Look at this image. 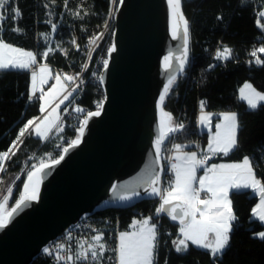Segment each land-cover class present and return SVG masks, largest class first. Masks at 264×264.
<instances>
[{
	"label": "trees",
	"instance_id": "16d2710c",
	"mask_svg": "<svg viewBox=\"0 0 264 264\" xmlns=\"http://www.w3.org/2000/svg\"><path fill=\"white\" fill-rule=\"evenodd\" d=\"M80 0H13L8 6L18 9L20 15L6 19L0 35L15 47L38 53L43 48L44 35L55 33L60 37L63 33L77 36L80 50H70L68 56L54 52L43 60L37 55L40 63L51 65L54 71L70 73L81 72L84 65L82 44L89 38L99 35L110 22V29L99 42L96 52L87 67L85 91L78 100L81 105H91L96 86L89 80L101 52H106L112 43L114 15L116 4L112 0H84L78 9ZM256 6V7H255ZM78 11L79 15L70 13ZM184 13L191 27V61L186 73L174 81L167 94L164 108L172 117L173 125H183V130L175 134L174 142L191 150L192 138L201 140V157H204L208 144V133L196 135V112L201 103L205 111H235L238 114V148L227 155L218 154L209 161L210 164L221 161H241L249 157L254 165L257 178L264 183V104L256 110L248 108L239 97L240 88L247 82L264 93V63H256L257 58L264 61V54L256 57L248 56L244 47L250 45L257 36L262 37L264 46V19L258 13L264 10V0H256L240 7V0H184ZM256 10V12H255ZM56 30H52V25ZM76 26L74 34L69 26ZM19 31H12V29ZM227 46L235 57H229L225 63L211 60V55L219 45ZM215 65L214 69L210 66ZM201 74L198 80L193 76ZM31 72L29 70H0V153L7 151L15 141L19 130L33 117L41 115L38 102L28 105ZM62 111V109H61ZM47 152L53 158L58 156L52 152L50 137L42 141L34 133L26 135L15 155L7 162L0 180V193L12 189L11 204L22 192L27 173L38 157ZM204 171L200 170L199 175ZM231 193L233 210L237 216L231 233L230 245L219 259L211 252L189 245L188 251L179 253L174 243L179 237V223L170 216L156 214L160 201H143L129 209H109L100 214L119 215L121 231H127L135 219L151 217L157 223L156 260L154 264H264V240L259 233L264 232V224L253 218V211L259 196L252 191ZM141 209L143 216L137 215L133 209ZM32 264H50L38 257Z\"/></svg>",
	"mask_w": 264,
	"mask_h": 264
},
{
	"label": "water",
	"instance_id": "95a60500",
	"mask_svg": "<svg viewBox=\"0 0 264 264\" xmlns=\"http://www.w3.org/2000/svg\"><path fill=\"white\" fill-rule=\"evenodd\" d=\"M189 29V64L180 73L173 59L174 73L165 72L164 57L179 54L183 43L171 39L166 0L117 3L108 67L101 76L102 114L90 119L82 143L75 148L70 143L69 152L60 154L65 159L42 174L39 202H31L0 230V264H32L49 243L85 217L133 208L146 200L160 201L145 186L159 175L162 188L163 149L180 131L169 134L157 157L155 141L161 121L165 131L169 125L175 127L159 96L164 95L169 76L179 78L190 65V22ZM113 44L117 50L109 56ZM125 195L132 199L121 200ZM0 207L5 212L4 205Z\"/></svg>",
	"mask_w": 264,
	"mask_h": 264
},
{
	"label": "snow or ice",
	"instance_id": "6c2138e0",
	"mask_svg": "<svg viewBox=\"0 0 264 264\" xmlns=\"http://www.w3.org/2000/svg\"><path fill=\"white\" fill-rule=\"evenodd\" d=\"M13 0H0V32L3 31V23L6 19L20 15L18 9H11L9 16H5L4 12L9 11L8 6ZM113 4H123L124 0H112ZM249 3V0H240V7H245ZM169 17H170V35L171 39L175 41H182L181 51L179 54L169 53L164 57V69L165 72L174 73L173 59L179 64V72L183 73L185 67L189 64V40L190 29L189 21L185 17L184 13V0H166ZM79 15V13H77ZM259 17L264 19V10L259 11ZM107 27V25H105ZM264 28V25H261ZM52 30H56V25H52ZM12 31H19V29H12ZM103 36V33L100 34ZM96 37L94 39H99ZM94 42V41H93ZM116 45L111 46L109 56L111 53L116 52ZM50 48L48 52L43 53L46 58L51 52ZM260 53H264V46L258 49ZM251 55L257 56V51L254 50ZM231 56V49L225 47L223 50H218L216 59H228ZM256 63H264L257 58ZM37 64L36 55L31 51H25L22 48L14 47L12 44L6 42L3 36L0 35V70H30L33 65ZM104 67L107 69L108 61L105 60ZM215 67V65H213ZM49 68L44 65L39 67V71L33 70L31 72V94L33 98L44 100V106H41L40 111H46L48 105V96H51L56 91L54 86L49 93L45 94L43 88H37V79L40 77V83L43 84L44 74L49 73ZM49 79L53 77L48 76ZM56 84L61 88L64 85L61 84V76L56 75ZM65 81L74 82L78 78L65 75L63 77ZM101 81L103 77L100 78ZM177 76L172 74L168 78V86L163 88L164 95L159 96V101L163 105L166 95L170 92L171 86L176 81ZM80 84L76 83L75 88H79ZM245 88L251 89V85L246 84ZM40 92L37 97V92ZM252 94L244 97L247 99L249 106L252 109H256L258 102H264V94L256 92L252 89ZM71 92L68 93V96ZM243 95V91H242ZM65 96L64 99H68ZM63 103V100H61ZM59 107V105H57ZM204 104L201 103L203 109ZM98 110L89 111L86 113V118L83 120L82 125L79 127V136L71 141V147L75 148L82 143V138L85 135V130L89 124L90 119L93 117H99L102 114L103 105H97ZM55 111V110H53ZM77 112H83L84 110L77 107ZM163 112V108H161ZM169 121L172 117L165 113ZM210 115H202L200 117V123L204 126L210 127ZM35 119L28 120L27 123L19 130L16 140L11 143L10 148L7 151L0 153V173L5 171V163L8 160L10 154L15 155L12 151L17 148V144L21 142V139L25 137L26 133L30 136L35 134L36 137L44 136L45 131L42 130L45 125H49L47 131L51 130V125L48 117H44L39 125H36ZM160 135L157 136L155 141V153L159 157L161 154L162 146L165 139L169 137V134L176 131H182L183 125H177L175 127L167 126L165 131L164 122L161 121ZM217 132L212 138V142L208 146L210 153H220L227 155L233 149L238 148L237 133L239 130V123L237 115L235 113H224L223 122L216 125ZM223 130V131H221ZM57 147H60L59 145ZM176 152L182 151V146L176 144ZM63 152L67 154L69 148H63ZM209 156H205L203 159L197 158L196 152L183 153L174 157L178 163L171 165V170L174 176L168 178L167 189H162L160 185V176L155 175L147 181L145 191H149L150 195L160 197V205L156 209V214H167L173 221L179 222V231L183 239L173 241L176 244L177 252L188 251L189 242L192 245L198 246L202 249H208L211 255L217 259L222 256L225 250L230 245L231 233L233 232L234 222L237 221V216L233 210L232 200L230 199V191L236 190L234 194H240L242 189H252L253 193H258L259 204L254 209L253 215L257 216L260 221H264V183L257 178L254 165L252 161L245 157L241 163H235L230 165H215L207 169L205 174L197 178V169L203 167L209 159ZM65 159V155H58V158L50 159L48 163L41 161L39 166L32 165L31 171L27 173V183L23 184V191L18 195V198L14 201V206L11 210L4 212L0 207V230H4L9 226V222L13 219L15 214H18L24 208L30 207L31 202H39L40 200V185L42 182V174L46 169H50L59 165ZM115 191V189H114ZM203 193V196L201 195ZM138 195V193H135ZM121 200H130L131 196H121ZM152 218H145L143 220H137L132 225L131 232H121L118 237V245L111 249L115 255V264H154L156 260V249L158 247L157 240V228L155 223H151ZM259 237L264 240V232L258 234ZM80 251L73 255H67L66 261H99L104 253L108 251L106 244L103 242V235L97 234L92 238V243L85 247L84 244L79 245ZM45 251H49L45 249ZM58 261L60 257H57ZM109 259H112L109 257Z\"/></svg>",
	"mask_w": 264,
	"mask_h": 264
},
{
	"label": "built area",
	"instance_id": "2783aa9c",
	"mask_svg": "<svg viewBox=\"0 0 264 264\" xmlns=\"http://www.w3.org/2000/svg\"><path fill=\"white\" fill-rule=\"evenodd\" d=\"M256 4V0H249V3ZM256 7V6H255ZM256 12V10H255ZM69 29L76 34V26L70 25ZM78 40V37L75 36ZM101 38V37H100ZM93 38H89L82 44V54L84 59V65L81 72H76L72 70L70 73L76 77H78L77 81L75 83L69 84L67 81L63 79V77L66 75L65 73H60L56 71L61 78L64 81V84L66 86V89L64 93L60 97V101L63 100V106L61 111V117L59 120V123L57 124L56 128L53 130L52 135L50 136L51 144H52V152L56 154L57 156L60 155L63 152V148L67 147L73 139L77 137V133L79 131V127L82 125L83 120L85 119L86 113L89 111L98 110L97 105L103 104V101L105 99V95L103 92V88L101 85V76L102 71L104 69V62L107 58V52H101L99 57L97 58V61L95 63V66L90 74L89 80L93 82L96 86V93L95 97L91 103V105H81L79 104L78 100L80 99L81 94L85 91V84L86 79L84 77V73L89 66L95 52L97 49V42H93ZM100 41V40H99ZM98 41V42H99ZM261 41L262 37L257 36L255 40L248 46L244 47V52L251 56V53L256 50L257 55L260 53L258 49L261 47ZM227 46L219 45V48L216 49V51L211 55V60H217L216 54L218 50H223ZM229 48V47H227ZM235 57V54H233L231 50V56ZM219 61H222L225 63L226 59H220ZM42 65L39 61H37L36 65H33L32 69L30 71H37L39 67ZM51 66V65H50ZM52 67V66H51ZM52 69H54L52 67ZM210 69H214L213 66H210ZM201 74L199 73L196 76H193V79L198 80ZM185 77H188V73L185 72ZM76 83L80 84L79 88H76L75 91H73V88H75ZM71 92V95L68 96V93ZM65 96H68V99H64ZM37 97H39V94L37 93ZM39 99L33 98L30 96L28 100L29 106H34ZM79 107L83 109V112H77L76 108ZM205 110L201 107H198L196 112V122L198 117L204 112ZM196 135H199V131L196 128L195 130ZM174 137V136H173ZM173 137L170 138L169 142L166 144V146L163 149L162 158H163V165H164V173H163V183H162V189H165L168 187V178L170 176H174V173L171 170V165L174 163V155L176 152L175 145L178 144L174 142ZM60 147H57V146ZM189 147L191 150L198 153L200 156L201 154V140L199 138H192ZM182 150L183 147H182ZM201 157V156H200ZM203 196V194H201ZM133 211L139 215L140 217L143 216V211L141 209L134 208ZM121 217L119 215H111V214H94L89 217H85L82 219L78 224L71 227L67 231H65L62 235H60L58 238H56L54 241L49 243L41 252L39 257L43 258L44 260L49 261L50 264H115V253L111 251L112 248L116 247L118 245V237L121 233ZM102 234L103 235V242L106 244L108 251H106L103 255V257L96 262L91 261L89 259L88 261H66L65 257L67 255H73L75 256V253L80 251L79 245L84 244L85 247L88 246V244L92 243V238L97 235ZM45 249H48L49 251H45ZM57 257H60V260L58 261ZM111 257L112 259H109Z\"/></svg>",
	"mask_w": 264,
	"mask_h": 264
},
{
	"label": "rangeland",
	"instance_id": "374dc122",
	"mask_svg": "<svg viewBox=\"0 0 264 264\" xmlns=\"http://www.w3.org/2000/svg\"><path fill=\"white\" fill-rule=\"evenodd\" d=\"M83 1L84 0H80V5L78 6V9H81V7H82V3H83ZM70 13H74V14H77L78 13V11H72V10H70ZM107 27H105V29H104V31L102 32L103 33V36H104V34L107 32V30H109L110 29V22H108L107 24ZM101 34V33H100ZM97 35V36H94L93 37V41L95 42H97V47H98V45H99V40H101L102 39V37L103 36H101V35ZM96 37H101V38H99V39H94V38H96ZM99 41V42H98ZM42 44H43V48L42 49H40L39 50V52L38 53H34L35 55H40L41 57H42V59L43 60H46V58L48 57H44L43 56V53H45V52H48V50L51 48L52 49V51L51 52H49V54L48 55H50V54H52V53H54V52H60V53H62L63 55H65V56H68V54H69V52H70V50H73V51H77V50H80L81 49V46H80V44H79V41L76 39V37L75 36H70L69 34H65V33H63L60 37H58L55 33H52V34H50V35H44L43 36V40H42ZM15 47V46H14ZM25 51H28V50H25ZM32 52V51H31ZM262 54H264V53H262ZM36 58H37V56H36ZM37 61H38V59H37ZM44 65H46L48 68H49V70H50V72L49 73H47V74H44V80H45V82L43 83V84H41L40 83V77L38 76V79H37V88L39 89V88H43V91H44V93L45 94H47V93H49V91L55 86L56 87V91L55 92H53L52 93V95L51 96H48L47 97V99H48V101H50V100H52L53 98H56V96L57 95H59V94H61L63 91H65V89H66V86H65V84H64V82H63V79L61 78V84L62 85H64V87L63 88H61L60 87V85H57L56 84V80H55V76L56 75H59L57 72H55L53 69H52V67L51 66H49L48 64H43V65H41V66H44ZM40 66V67H41ZM39 71V69L37 70V72ZM60 73H64V72H60ZM66 75H68V76H73V77H76V76H74V75H72L71 73H65ZM49 75H51L53 78L52 79H49L48 78V76ZM76 78H78V77H76ZM77 81V80H76ZM76 81H74V82H68L69 84H72V83H75ZM31 84H32V81H31V83H30V89H31ZM254 89V88H253ZM255 91L256 92H259V93H261V94H264V93H262V92H260V91H258V90H256L255 89ZM37 93H39L40 94V92L38 91ZM252 94V91L251 90H249V89H244V91H243V96L244 97H246V96H248V95H251ZM245 100H247V99H245ZM248 102V101H247ZM260 103H262V102H258V106H259V104ZM257 106V107H258ZM202 115H206L204 112L201 114V116ZM200 116V117H201ZM59 123V122H58ZM171 124L173 125V122L171 121ZM57 126V125H56ZM56 126L54 127V129L56 128ZM175 126V125H174ZM53 129V130H54ZM53 130H52V132H53ZM52 132L47 136V137H50L51 135H52ZM34 133V132H33ZM17 137V136H16ZM16 139V138H15ZM24 139V138H23ZM44 140H46L45 138L44 139H42V141H44ZM21 144V143H20ZM20 144L18 143L17 144V148L16 149H13L12 151L14 152V153H16V151H17V149H18V147L20 146ZM11 154H10V156H9V158H8V160L6 161V163H5V168H6V165H7V162L10 160V158H11ZM51 157H52V153L51 152H47L46 154H44L43 156H40V157H38L37 159H38V162H36V163H34V165H36V166H38L39 164H40V162L41 161H49L50 159H51ZM32 170V169H31ZM30 170V171H31ZM0 175H1V173H0ZM27 177V176H26ZM0 180H1V178H0ZM165 189H167V187L165 188ZM11 196H12V189L11 188H9V189H7L6 191H2L1 193H0V206L1 205H4V207H5V212H7L10 208H11V206H12V204H11ZM160 203H161V201H160ZM259 204V201H258V203H257V205ZM256 205V206H257ZM256 208V207H255ZM254 212V211H253ZM253 218L254 219H256V220H258V221H260L259 219H258V217L257 216H254L253 215ZM153 221V220H152ZM260 222H262L263 224H264V221H260ZM156 224V228H157V223H155ZM133 230V229H132ZM179 239H183V237L182 238H179ZM178 243V242H177ZM189 248V247H188ZM179 253H184V252H179Z\"/></svg>",
	"mask_w": 264,
	"mask_h": 264
},
{
	"label": "crops",
	"instance_id": "0c3cea01",
	"mask_svg": "<svg viewBox=\"0 0 264 264\" xmlns=\"http://www.w3.org/2000/svg\"><path fill=\"white\" fill-rule=\"evenodd\" d=\"M36 56H37V55H36ZM37 59H38V58H37ZM43 64H46V63H42V65H43ZM48 65H49V64H48ZM49 66H50V65H49ZM7 71H16V70H7ZM29 71H30V70H29ZM30 72H32V71H30ZM63 82H64V81H63ZM246 84L251 85V89H249V90H252V89L254 88L253 85H252L251 83H249V82L245 83V84L240 88V90H239V97H240V99H241L243 102H245V103L247 104V106H248L249 109H251V110H256V109H258V108L260 107V105L264 104V102L260 103L259 106H258L256 109H252V108L249 106L247 100H245L244 96L242 95V91H244V89H246V88H245V85H246ZM254 89H255V88H254ZM30 93H31V89H30ZM63 93H64V91H63L61 94L57 95L56 98H53L52 100L48 101L49 103H48V105H47L46 111L41 112V115H40V116H38V117H33V118L30 119V120L35 119V121H36V125H39V124L41 123V121L44 119V117H48V118H49V122H50V125H51V130H50V131H47V128L49 127V125H45L44 128L42 129V130L45 131V135H46V136H48V135L52 132V130L54 129V127L58 124V122H59V120H60V117H61V109H62V106H63V103H61V101H60V97H61V95H62ZM38 94H39V93H38ZM39 95H40V94H39ZM31 96H32V94H31ZM44 103H45L44 100H40V99H39V102H38L39 108H41V106H44ZM57 105H59V107H57ZM53 110H55V111H53ZM204 113L207 114V115H210V116H211L210 127H209V126L201 125V123H200V116H201V115L198 117L197 122H196V125H197V129H198L199 133L206 132V133H208V135H209V137H208V144H207V147H206V150H205L204 157L207 155V156H209L210 158L207 159V161H206V163H205V165H204L203 167H199V168L197 169V173H196L197 178L202 177V176L205 174V172L207 171V169H208L209 167H211L213 164H215V165H230V164H235V163H241V162L243 161V160H241V161H221V162L213 163V164H210V163H209L210 160H212V159L215 158L218 154H220V153H210V152L208 151V146H209V144L212 142V138H213V136L215 135V133L217 132L216 125L219 124V123H222V122H223V114H224V113H235V114L237 115V119H238V114H237V112H235V111H218V112H215V111H204ZM36 125H33V128H34ZM221 131H223V130H221ZM26 135H27V133H26ZM34 135H35V134H34ZM237 137H238V133H237ZM37 138H39V139L42 140V139H44V136L37 137ZM189 152H195V151H193V150H182L180 153H178V152L175 153L174 157H175L176 155H181V154H183V153H189ZM196 153H197V152H196ZM204 157H200V156L198 155V153H197V158H198V159H203ZM248 158H249V157H248ZM249 159H250V158H249ZM174 163H178V161H175V160H174ZM200 170H203V171H204L201 175H199ZM258 179H259V178H258ZM233 191H236V190H232V191H230V196H231V193H232ZM244 191H252V189H242V190H240V192H244ZM252 192H253V191H252ZM202 194H203V193H202ZM254 194H257V195H258V193H254ZM258 196H259V195H258ZM255 207H256V206H255ZM254 209H255V208H254ZM145 218H149V216L135 219V220L132 222V224L129 226V229L127 230V232H131V231H132V225H133V223H134L135 221H137V220H143V219H145ZM151 223H153L152 220H151ZM123 232H125V231H123ZM179 238H182V236H181V234H180V231H179V237H178L175 241L178 242ZM118 242H119V241H118ZM190 244H191V243L189 242V245H190ZM176 246H177V245L174 244L175 249H176ZM193 246H195V245H193ZM195 247H196V248H199L198 246H195ZM199 249H202V248H199ZM203 250H208V249H203ZM208 251H210V250H208Z\"/></svg>",
	"mask_w": 264,
	"mask_h": 264
},
{
	"label": "bare ground",
	"instance_id": "6f19581e",
	"mask_svg": "<svg viewBox=\"0 0 264 264\" xmlns=\"http://www.w3.org/2000/svg\"><path fill=\"white\" fill-rule=\"evenodd\" d=\"M22 140H23V138L21 139V141H22ZM20 143H21V142H20ZM20 143H19V144H20Z\"/></svg>",
	"mask_w": 264,
	"mask_h": 264
}]
</instances>
